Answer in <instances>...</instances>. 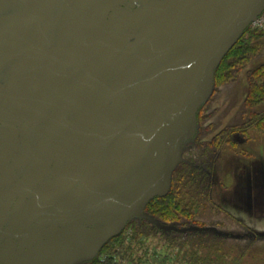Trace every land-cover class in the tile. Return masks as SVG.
I'll list each match as a JSON object with an SVG mask.
<instances>
[{
    "label": "flooded vegetation",
    "instance_id": "flooded-vegetation-1",
    "mask_svg": "<svg viewBox=\"0 0 264 264\" xmlns=\"http://www.w3.org/2000/svg\"><path fill=\"white\" fill-rule=\"evenodd\" d=\"M216 2L0 0V264L21 263L41 245L54 248L50 264H62L68 251L75 252L69 264L101 261L103 245L95 248L119 218L115 196L138 165L153 163L133 126L165 100H177L192 67L170 66L204 46L225 0L204 41L172 56L183 19L191 14L195 28L198 13ZM162 44L164 53L136 73ZM179 83L154 102L160 88ZM169 115L159 116L173 126ZM197 125L196 115V132ZM136 140L141 158L119 167V146ZM123 171L121 189L103 199L99 184H115Z\"/></svg>",
    "mask_w": 264,
    "mask_h": 264
},
{
    "label": "rangeland",
    "instance_id": "rangeland-1",
    "mask_svg": "<svg viewBox=\"0 0 264 264\" xmlns=\"http://www.w3.org/2000/svg\"><path fill=\"white\" fill-rule=\"evenodd\" d=\"M221 1L217 0L212 8L199 12L193 29L189 27L191 14L186 13L180 43L172 56L184 52L195 42L204 41ZM263 29L264 11L246 30L259 32ZM228 59L229 56L223 63ZM262 62L264 51L257 58L243 62L241 69L233 71L230 77L218 75L215 78L221 67L216 68L212 90L197 114L195 137L177 149L167 150L163 177L148 192L128 227L103 244L102 259L98 264L105 260H108L106 264H187V259L192 256L197 258L195 264H264V122L244 125L249 112L264 111V102L247 104L248 94L252 91L250 70ZM185 73L186 70H182L175 76L183 77ZM180 86L181 83L160 88L154 102L160 95L174 94ZM154 102L149 109L152 110ZM141 142L136 140L132 147L119 146V167L141 158ZM182 162L189 163L186 166L189 169L184 167L186 170L182 172L185 182L189 178L192 180L189 191L196 202L192 207L194 212H191V218L184 214L181 219L170 220L172 225L169 220L164 224L150 217L146 206L155 196L165 195L170 190L178 173V164ZM153 165L146 160L138 165L123 190L115 196L114 199L118 200L117 216L126 212ZM192 167L198 170L193 171ZM206 179L210 185L205 184ZM86 210L89 212L88 208ZM86 210L83 218L87 216ZM142 217H148L145 221L147 228L140 223ZM174 222L185 223V226H176ZM133 234L139 235L135 241ZM116 238L122 241L123 248L109 249ZM41 246L16 264L51 262L54 248ZM128 246L131 249L126 252ZM108 254H111L109 258ZM73 255L74 251L65 252L62 264H69L68 258Z\"/></svg>",
    "mask_w": 264,
    "mask_h": 264
},
{
    "label": "water",
    "instance_id": "water-1",
    "mask_svg": "<svg viewBox=\"0 0 264 264\" xmlns=\"http://www.w3.org/2000/svg\"><path fill=\"white\" fill-rule=\"evenodd\" d=\"M263 11L264 0H225L204 46L194 47L180 55L170 66L172 69L175 65L178 69L192 67L183 80L184 85L177 100H165L159 105L156 115L154 113L145 120L137 121L133 126L134 133L143 138L144 149L151 154L154 165L147 171L143 183L132 198L126 212L104 231L95 251L138 213L142 201L166 171V150L177 149L195 136L196 115L212 90L216 68L243 32ZM163 53V44L154 48L141 60L136 73L154 62ZM165 110L169 111V118L175 125L165 123L159 116ZM117 175L113 177L115 184L105 180L97 187L100 191L102 190L103 199L121 189L125 171Z\"/></svg>",
    "mask_w": 264,
    "mask_h": 264
},
{
    "label": "trees",
    "instance_id": "trees-1",
    "mask_svg": "<svg viewBox=\"0 0 264 264\" xmlns=\"http://www.w3.org/2000/svg\"><path fill=\"white\" fill-rule=\"evenodd\" d=\"M257 31V32H256ZM264 51V29L259 31L246 30L242 36H240L239 41L234 44V46L226 53V55L221 60L220 64L216 71V76L222 75L223 77H230L233 74V71H239V68L244 65L243 62H249L252 59L257 58V56ZM231 54V55H230ZM229 56V59L223 63V60ZM243 64V65H242ZM224 69V70H223ZM221 71V72H220ZM214 79V78H213ZM249 80L252 83V91L248 94V106L253 102L258 104L264 102V62L255 66L250 70ZM254 122L256 125L263 124L264 122V111H260L259 113L249 112L247 114V120L244 125H251ZM189 166L188 162H182V164H178V170L176 172L177 176L174 180V183L170 187V190L164 195H157L150 201L146 206V212L150 217L155 218L161 223H168V220H177L183 218V215L189 216L191 218L192 207L196 205L194 197L191 196V179L185 182L186 177L183 176V172ZM186 169H185V168ZM183 169V170H182ZM191 169L198 170L196 167H192ZM191 177V176H190ZM205 184H209L210 182L206 179ZM208 187V186H207ZM207 187L205 189H207ZM188 199V200H187ZM149 217V216H148ZM148 217L146 219L144 217L140 218V222L142 226L147 228L145 221H148ZM153 220V219H149ZM171 223V221H170ZM172 225V223L170 224ZM174 225H184L185 223L174 222ZM133 240H137L139 235L133 234ZM134 242H132L133 244ZM122 241L119 238H116L109 249L115 250L117 246L121 248ZM131 244V243H130ZM135 245V244H134ZM138 245V244H136ZM130 246V245H129ZM128 246V247H129ZM125 248L126 252L131 249ZM111 254H108V258ZM113 258V257H112ZM197 258L192 256L187 259V264H195ZM195 261V262H194ZM108 260L102 262L106 264ZM201 262V261H200ZM101 263V264H102ZM138 264V263H137Z\"/></svg>",
    "mask_w": 264,
    "mask_h": 264
}]
</instances>
